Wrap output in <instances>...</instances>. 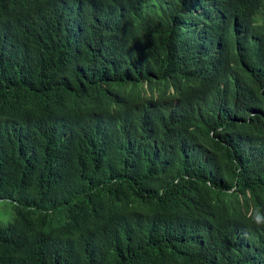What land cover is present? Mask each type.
Returning a JSON list of instances; mask_svg holds the SVG:
<instances>
[{
    "label": "trees",
    "instance_id": "16d2710c",
    "mask_svg": "<svg viewBox=\"0 0 264 264\" xmlns=\"http://www.w3.org/2000/svg\"><path fill=\"white\" fill-rule=\"evenodd\" d=\"M0 201V264H264V0H0Z\"/></svg>",
    "mask_w": 264,
    "mask_h": 264
},
{
    "label": "rangeland",
    "instance_id": "374dc122",
    "mask_svg": "<svg viewBox=\"0 0 264 264\" xmlns=\"http://www.w3.org/2000/svg\"><path fill=\"white\" fill-rule=\"evenodd\" d=\"M14 217L13 205L7 201H0V224L6 226Z\"/></svg>",
    "mask_w": 264,
    "mask_h": 264
},
{
    "label": "clouds",
    "instance_id": "9594fccd",
    "mask_svg": "<svg viewBox=\"0 0 264 264\" xmlns=\"http://www.w3.org/2000/svg\"><path fill=\"white\" fill-rule=\"evenodd\" d=\"M257 223H260V221H257Z\"/></svg>",
    "mask_w": 264,
    "mask_h": 264
}]
</instances>
